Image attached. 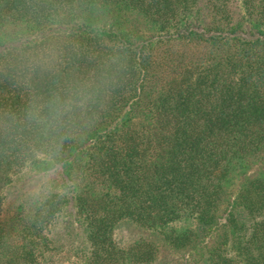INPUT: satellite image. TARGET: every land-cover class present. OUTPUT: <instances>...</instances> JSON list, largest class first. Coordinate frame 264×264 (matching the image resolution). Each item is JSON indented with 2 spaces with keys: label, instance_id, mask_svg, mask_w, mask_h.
<instances>
[{
  "label": "trees",
  "instance_id": "16d2710c",
  "mask_svg": "<svg viewBox=\"0 0 264 264\" xmlns=\"http://www.w3.org/2000/svg\"><path fill=\"white\" fill-rule=\"evenodd\" d=\"M0 264H264V0H0Z\"/></svg>",
  "mask_w": 264,
  "mask_h": 264
},
{
  "label": "rangeland",
  "instance_id": "374dc122",
  "mask_svg": "<svg viewBox=\"0 0 264 264\" xmlns=\"http://www.w3.org/2000/svg\"><path fill=\"white\" fill-rule=\"evenodd\" d=\"M58 177L59 174L56 173L45 175L31 169H26L18 174L13 183L5 189L6 197L2 208V218L11 216L16 206L22 203L28 195L38 192L45 181L50 178L58 179ZM115 235L121 244L128 245L142 236L149 235V232L126 221L118 225Z\"/></svg>",
  "mask_w": 264,
  "mask_h": 264
},
{
  "label": "clouds",
  "instance_id": "9594fccd",
  "mask_svg": "<svg viewBox=\"0 0 264 264\" xmlns=\"http://www.w3.org/2000/svg\"><path fill=\"white\" fill-rule=\"evenodd\" d=\"M29 117H30V118H36V119H39V117H38V113H33V112H30V113H29Z\"/></svg>",
  "mask_w": 264,
  "mask_h": 264
}]
</instances>
